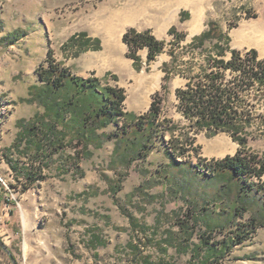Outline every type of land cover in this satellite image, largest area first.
Returning <instances> with one entry per match:
<instances>
[{
	"label": "rangeland",
	"instance_id": "1",
	"mask_svg": "<svg viewBox=\"0 0 264 264\" xmlns=\"http://www.w3.org/2000/svg\"><path fill=\"white\" fill-rule=\"evenodd\" d=\"M170 2L182 10L183 22L176 27L186 35L182 46L218 21L229 30L232 48L255 49L264 59V51L238 38L243 28L264 26V0H0V239L17 264H200L207 238L214 247L230 238L237 224L260 218L255 190L246 202L248 212L234 219L243 202L228 189L217 191L216 183L202 176L206 187L187 183L192 167L202 171L210 161L221 160L215 157L221 149L238 151L240 145L227 133L210 136L197 130L178 110L177 90L187 83L180 75L170 79L164 97L163 117L170 120L165 142L156 140L150 156L129 167L118 161L115 139L86 146L61 126L46 138L42 120L34 121L46 109L30 90L43 87L40 77L51 63L124 89V111L136 118L147 113L153 96L162 92V67L171 56L165 52L149 65L141 51L137 69L118 37L125 34L120 16L138 9L135 15L146 16L139 21L144 26L162 16ZM192 22L196 28L189 30ZM83 32L99 39L101 47L77 56V48L66 44ZM164 40L171 43L174 36ZM179 53L184 60L191 57ZM254 105L263 115L264 101L256 98ZM34 122L39 127L35 139L26 132ZM123 125L121 119L99 133L110 135ZM259 126L251 129L255 136L248 149L264 157ZM31 141L41 142L43 149ZM168 153H175L177 165ZM36 168L30 183L28 175ZM263 182L248 180L253 187ZM198 246L204 247L201 254ZM225 252L220 264H264V227L259 224L246 241ZM0 264H13L1 245Z\"/></svg>",
	"mask_w": 264,
	"mask_h": 264
},
{
	"label": "trees",
	"instance_id": "2",
	"mask_svg": "<svg viewBox=\"0 0 264 264\" xmlns=\"http://www.w3.org/2000/svg\"><path fill=\"white\" fill-rule=\"evenodd\" d=\"M169 34L174 36L171 43L159 40L150 30L139 32L130 28L123 36L128 47V57L134 60L137 69L142 66L140 50H148L149 65L165 52L171 56V61L162 67L166 74L162 92L153 96L147 113L136 118L132 113L124 111L127 100L124 89L104 85L99 77L77 76L69 69L51 63L41 74L43 87L35 85L30 90L32 96L36 95L46 109L45 115L37 116L34 121L42 120L43 136L46 138L47 134L54 133L61 126L64 132L72 134L73 139H79L86 146L101 145L103 139H115L114 153L119 157L121 165L129 167L135 161L147 159L156 148V140L165 142V132L169 130L170 123V120L163 117L168 82L176 75L185 78V87L177 90L178 110L197 130H207L210 136L227 133L240 145L234 156L212 160L202 171L201 167H192L194 174L187 183L205 186L206 181L200 179L202 176L207 182H215L217 191L228 189L243 202L242 209L235 208L234 219L248 212L246 202L253 190L260 195V218L252 216L249 221L237 224L231 239L213 243L214 247L209 245L207 238V250L200 264H220L226 249L246 241L248 234L254 232L259 224L264 227V182L255 187L248 184L250 178L262 180L264 177V157L248 149L250 138L254 139L255 136L251 131L253 126L260 125L259 138L264 140V114H257L254 105L256 98L260 102L264 101V59H260L255 49L232 48L229 30L226 31L218 21H211L208 28L186 46H182L186 35L179 33L176 27H172ZM66 46L71 50L77 48L78 56L88 50L100 49L101 41L83 32L72 36ZM179 49L191 57L184 60ZM121 119L124 125L114 133H99L112 124L118 125ZM35 122L26 131L33 139L39 129ZM59 134L61 137L66 136L63 132ZM41 142L31 141V144H36L41 151ZM182 152L184 155L187 150L183 149ZM168 154L173 160L172 166L177 165L179 161L175 153ZM37 172V168L30 170L28 182L36 180ZM183 189L192 192L188 186L184 185ZM221 245L226 249H221L219 254L218 247ZM197 250L201 254L204 247L198 246Z\"/></svg>",
	"mask_w": 264,
	"mask_h": 264
},
{
	"label": "crops",
	"instance_id": "3",
	"mask_svg": "<svg viewBox=\"0 0 264 264\" xmlns=\"http://www.w3.org/2000/svg\"><path fill=\"white\" fill-rule=\"evenodd\" d=\"M169 4L170 5L168 6L166 12L162 16L148 19L147 23L145 21L144 26H139V21L142 20V18H146V16L142 17V16L134 15L133 13L128 14V12L123 14L122 16H120V24L119 25L122 26L123 28L125 27V32L129 28H135L139 32H143L145 30L151 29L153 31L154 35L156 36V38H158L159 40H164L166 37L168 38V36L170 35L169 30L173 26L177 27L180 24H182V22H183L181 20L182 10L180 8V5H172L171 6V2ZM187 28L189 30L195 29L196 28V22H192ZM196 34L198 35V34H200V32L196 33ZM123 36H124V32L119 34V36H118L119 40L122 41L123 44L127 47V45L123 41ZM243 44H245V43H243ZM247 45H249V44H247ZM243 49H245V48H243ZM141 51L142 52L145 51L148 55L147 49L140 50L139 53ZM236 151H237V148H235L232 151L226 150V149H221V151L215 157H216V159H218V158L223 159L227 156L234 155L236 153Z\"/></svg>",
	"mask_w": 264,
	"mask_h": 264
},
{
	"label": "bare ground",
	"instance_id": "4",
	"mask_svg": "<svg viewBox=\"0 0 264 264\" xmlns=\"http://www.w3.org/2000/svg\"><path fill=\"white\" fill-rule=\"evenodd\" d=\"M134 12V15L140 13L138 9ZM238 38L240 42L255 46L264 51V26H256L249 29L243 28L238 32Z\"/></svg>",
	"mask_w": 264,
	"mask_h": 264
},
{
	"label": "water",
	"instance_id": "5",
	"mask_svg": "<svg viewBox=\"0 0 264 264\" xmlns=\"http://www.w3.org/2000/svg\"><path fill=\"white\" fill-rule=\"evenodd\" d=\"M0 203H1V197H0ZM0 245L5 250V252L7 253V255L11 258L13 264H17L16 263V259H15L14 255H13L12 251L2 242L1 239H0Z\"/></svg>",
	"mask_w": 264,
	"mask_h": 264
}]
</instances>
